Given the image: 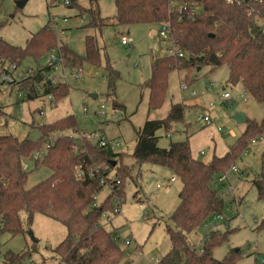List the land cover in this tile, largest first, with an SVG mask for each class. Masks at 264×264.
Returning a JSON list of instances; mask_svg holds the SVG:
<instances>
[{
  "label": "rangeland",
  "instance_id": "1",
  "mask_svg": "<svg viewBox=\"0 0 264 264\" xmlns=\"http://www.w3.org/2000/svg\"><path fill=\"white\" fill-rule=\"evenodd\" d=\"M70 1V5L65 6L61 0H0V37L11 45L23 47L30 35L50 25L58 43L75 55H85L86 36L94 37L99 50L97 66L84 63L77 74L64 70L66 90L52 95L55 104L46 96H41L40 92H37V97L25 100L18 94L17 86L10 87L5 83L0 87V136L11 135L18 141H35L40 136L39 126L72 115L77 132L65 131L64 135L77 141L85 136L93 144L100 137L117 143L113 152L120 156L114 162L117 166L126 167L129 177L124 180V197L118 212L104 213L99 226L119 238L117 243L124 249L123 261L128 264H156L170 249L165 227L173 226L170 216L178 204L181 183L167 168L151 163H135L131 156L135 130L143 125L146 118H165L170 105L179 103L184 106V120L174 124L170 134L164 130L157 132L158 147L167 148L171 142L190 139L194 134L192 143L188 140L191 147L194 143V154L197 145L203 147L200 145L212 142L216 145V156L222 151L219 136L226 145H231L244 128V124H237L233 116L242 113L245 119L259 122L264 120V104L256 103L243 93L239 84H228L226 66L214 69L204 66L188 74L185 71L170 72L162 107L147 114L148 92L141 88V84L150 77L153 57L165 56L170 48L169 41L158 35L160 27L117 25L113 19L116 12L114 0ZM18 2L23 4L18 6ZM91 8L97 10L101 18H108V25L100 29L90 25ZM122 35L131 39L128 46L121 44ZM49 55H44L36 63L25 59L15 73L24 74L28 70L44 67ZM108 66L115 82L113 95L106 98ZM181 83L186 85V89H180ZM92 94L97 97L91 98ZM224 94L228 95L227 99L223 98ZM112 101L121 105V109L113 110ZM101 106L106 115L99 114ZM205 113L212 119V124L205 125L197 119ZM230 130L237 134L235 139L229 137ZM56 137V133L51 136L53 139ZM45 148L46 144L42 143L39 151L34 152L38 161L44 156ZM209 149L210 146L199 148L203 155L197 153V157L205 159ZM262 151L264 137L255 138L246 152L235 160L236 171L230 169L215 184L223 201L222 211L217 218L212 217L186 235L189 245L198 250L206 236L214 230L225 236V240L212 251L214 259L222 260L229 251L238 250L235 264H264V229H258L264 216V199H258L251 183L260 171ZM33 156L22 160V169L27 173V189L51 174L47 167L36 164ZM116 169L108 172L109 179H115ZM171 178L174 181L168 185ZM109 192V186H103L95 197L96 203L99 204ZM111 202L112 205L116 203L114 198ZM65 228L58 222L35 214L32 223L25 226L23 235L10 237L5 234L0 238V264H3V254L7 251L24 252V257L15 264H58L59 259L52 250L64 239ZM127 240L129 244L125 245Z\"/></svg>",
  "mask_w": 264,
  "mask_h": 264
},
{
  "label": "trees",
  "instance_id": "2",
  "mask_svg": "<svg viewBox=\"0 0 264 264\" xmlns=\"http://www.w3.org/2000/svg\"><path fill=\"white\" fill-rule=\"evenodd\" d=\"M249 3V1H248ZM115 23L131 25H167L171 42L183 57L167 54L153 57L150 77L141 84L147 90V114L160 109L167 93L168 76L173 70L190 71L211 66H226L227 83L239 84L243 93L256 103L264 104V30L255 17L247 14L246 4H227L226 0H114ZM264 14V6L259 7ZM90 25L100 29L108 25V18H101L97 10L89 9ZM50 25L30 35L23 47L11 45L0 37V72L9 67L17 68L25 59L35 63L44 55L58 52L64 66L80 71L84 63L98 65V46L92 36H86L85 55L72 53L59 44ZM108 66V93L113 95L115 77ZM47 67L31 70L15 82L23 99L37 97L38 88L43 94L64 93V83L46 80ZM112 109L121 105L112 101ZM184 106L171 104L165 118H146L135 130V145L132 158L135 163H151L167 168L180 181L178 204L170 216L173 226L167 225L170 249L156 264H235L238 250L229 251L222 260L212 256L213 249L225 240V236L212 230L197 250L188 244L186 235L196 231L212 217L220 215L222 198L215 189L226 173L234 167L236 159L246 152L255 138L264 137V120L259 122L245 119L246 127L236 141L228 146L227 152L218 157L213 155L208 163L193 159L188 137L183 141L171 142L167 148L158 147L159 130L173 132L174 124L183 122ZM37 140L18 141L11 135L0 136V238L23 235L25 226L32 223L33 216L40 214L66 227L64 239L52 252L58 264H128L123 261L124 249L119 238L99 226L106 212L116 213L124 197V180L129 177L124 166L111 164L120 156L109 147H99L83 136L78 141L63 134L77 132L72 115L52 124L38 127ZM56 133V138H51ZM45 143V154L36 164L47 167L51 174L33 187L25 188L27 173L22 169V160L32 157ZM101 169L94 178L77 177V168ZM116 169L114 180L108 172ZM118 182V183H117ZM258 199H264V151L260 155V171L251 181ZM108 185L109 194L97 204L96 195ZM115 205H112V199ZM258 229H264V216ZM3 264H15L24 257V252L3 254Z\"/></svg>",
  "mask_w": 264,
  "mask_h": 264
},
{
  "label": "built area",
  "instance_id": "3",
  "mask_svg": "<svg viewBox=\"0 0 264 264\" xmlns=\"http://www.w3.org/2000/svg\"><path fill=\"white\" fill-rule=\"evenodd\" d=\"M65 6H69L70 5V0H61ZM249 1V3H248ZM227 4L230 3H236V4H246V6L248 7L247 10V14L248 15H252L255 17V21L256 23L261 27L262 30H264V14L260 13L259 11V7L264 6V0H226ZM158 35L159 37H161L162 39H167L170 43V48L167 49V54H175L178 57H183V53L173 45V43L171 42V38L169 35V28L167 25H162L158 31ZM120 42L123 46H128L129 43L131 42V39L122 35L120 37ZM166 54V55H167ZM45 66L47 67V71L45 73V78L46 80L50 81L51 83H64L66 80V76L64 73L65 69H69L72 73H76L78 72V70H75L73 68H69V67H65L63 65V59L60 56V54L58 52L54 53H50L49 57L47 58L46 64ZM17 68H15V66H10L8 69V72H0V87H3L5 83H7L10 87L15 86V82L17 80H19L24 74L23 73H18L16 74ZM31 70H28L26 72V74H30ZM13 74H16L15 76ZM79 76V75H77ZM76 76V77H77ZM38 92H40V95L42 96H46L47 99L52 102L53 104H55V100L52 97V94H43L41 88H38ZM180 89H186V85L184 83L180 84ZM1 92V89H0ZM18 92V91H17ZM18 94L20 95L21 93L18 92ZM192 96H194V93L192 92ZM223 98L227 99L228 95L224 94ZM100 115H106V112L104 111V107L101 106L100 107ZM199 121H202L205 125H210L211 124V119L210 117H208L207 115H199L197 118ZM218 131H220V128H217ZM253 142V141H252ZM95 144H97L99 147H109L110 150H114V148L117 146V143H111L110 141H108L105 137H100L96 140ZM36 157V154L33 156V158ZM101 169L100 166H94L92 168H82L81 166H79L77 168V177L84 179L85 178H94L95 174L98 173V171ZM231 171L235 172L236 169L233 167L231 169ZM174 178H171L169 180V183L173 182ZM118 183V182H117ZM118 212V210H116V213ZM217 218V216H214ZM125 245L129 244V241H125L124 242ZM156 261V260H155ZM157 263V261H156Z\"/></svg>",
  "mask_w": 264,
  "mask_h": 264
},
{
  "label": "crops",
  "instance_id": "4",
  "mask_svg": "<svg viewBox=\"0 0 264 264\" xmlns=\"http://www.w3.org/2000/svg\"><path fill=\"white\" fill-rule=\"evenodd\" d=\"M72 1H73V0H72ZM204 115H207L208 117H210V116H209L208 114H206V113H205ZM210 119H211V118H210ZM234 121H235V120H234ZM211 124H212V119H211ZM237 124H238V123H237ZM241 124H244V128H243V130L241 131V133H242V132L244 131L245 127H246L245 119H244V122L241 123ZM214 129H215V127H214ZM241 133H238V134L240 135ZM229 137L232 138V139H235V138L237 137V134H236L234 131L230 130V135H229ZM193 138H194V134H193V135L190 137V139H188V140H190V142L192 143ZM219 141H220L221 146H222V151L216 153V156H218V157L224 155V154L227 152V150H228V146L230 145V144H229V145H226L225 141L222 140V137H221V136H219ZM188 142H189V141H188ZM190 142H189L190 154H191V157H192L193 159H198V160H200L199 157H197V153L203 155V151H202V150H198V149H199V148L209 147V146H210V149H209V152H208L207 157H206L205 159L200 160V161L203 162V163H208V162L211 160V158L213 157V155H215L216 145L213 144L212 142H207V143H204L203 145H200V146H203V147H199V146L197 145V148L195 149V154H194V143H193V147H191V143H190ZM198 151H200V152H198ZM168 185H169V180H168ZM127 261H129V260H127Z\"/></svg>",
  "mask_w": 264,
  "mask_h": 264
},
{
  "label": "water",
  "instance_id": "5",
  "mask_svg": "<svg viewBox=\"0 0 264 264\" xmlns=\"http://www.w3.org/2000/svg\"><path fill=\"white\" fill-rule=\"evenodd\" d=\"M22 4H23V2H18V6L19 5L21 6ZM197 70H199V68H197ZM90 97L93 98V99H95L97 96L92 94V95H90ZM244 119H245V116L242 113H238V114H235L233 116V120H235V122L238 123V124L243 123L244 122ZM115 164H116V162H112L111 165L114 167Z\"/></svg>",
  "mask_w": 264,
  "mask_h": 264
}]
</instances>
